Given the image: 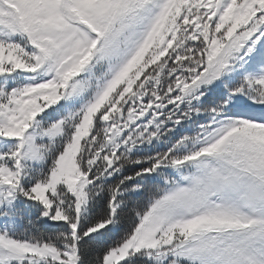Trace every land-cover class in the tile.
<instances>
[{
  "label": "snow or ice",
  "instance_id": "snow-or-ice-1",
  "mask_svg": "<svg viewBox=\"0 0 264 264\" xmlns=\"http://www.w3.org/2000/svg\"><path fill=\"white\" fill-rule=\"evenodd\" d=\"M0 264H264V0H0Z\"/></svg>",
  "mask_w": 264,
  "mask_h": 264
}]
</instances>
